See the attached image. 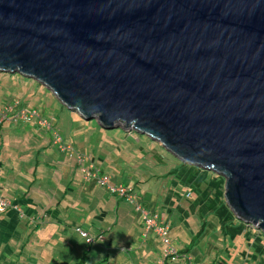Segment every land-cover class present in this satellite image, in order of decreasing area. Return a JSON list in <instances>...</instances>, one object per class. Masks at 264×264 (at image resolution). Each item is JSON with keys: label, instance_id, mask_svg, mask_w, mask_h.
<instances>
[{"label": "water", "instance_id": "95a60500", "mask_svg": "<svg viewBox=\"0 0 264 264\" xmlns=\"http://www.w3.org/2000/svg\"><path fill=\"white\" fill-rule=\"evenodd\" d=\"M0 71L223 176L264 233V0H0Z\"/></svg>", "mask_w": 264, "mask_h": 264}, {"label": "rangeland", "instance_id": "374dc122", "mask_svg": "<svg viewBox=\"0 0 264 264\" xmlns=\"http://www.w3.org/2000/svg\"><path fill=\"white\" fill-rule=\"evenodd\" d=\"M17 100L21 101L23 109L31 110L33 108H37L43 113L44 118H48V122H39V126L42 127L47 123L48 126L50 122L54 123L56 129L59 130V133L63 139L65 141L68 140L69 143L73 144L76 148H79L82 151V154H85V160H87L86 164L84 165L85 167H88L90 164H94L98 168L97 164L100 161L98 159V155H101L102 158H104L109 153L111 154L113 152L111 149L115 147L116 153H114L119 157L125 158L126 160L130 158L131 169L137 173H141V177L142 170L139 169V166L145 163V165L142 166V168H144L143 170L149 171L150 176L155 175V178H157V184L155 185V183H153L152 187L154 190L157 189L159 191V195L163 194L164 197H166L168 194H170L172 186L178 190L179 195H184V193L187 195L188 193L197 195L198 197L196 199L199 201L198 205L201 208L200 212L205 214V217L202 218V222L205 220L209 221L205 226V231L199 238L203 247L208 246L210 249L220 248L222 250H227V256L224 257L225 259L233 257V255L231 256L230 252L231 243H234L240 248L245 247L246 251L255 250V252H257L259 255L264 252V234L252 225L248 226L247 224L235 219V215L229 211L227 205L225 204L226 202L222 197V192L223 189L225 191L226 180L223 176L217 175L211 171L206 172L207 170L202 171L201 168L199 169V167L191 165L197 170L196 172H180L178 173L177 177H165L164 171L166 169L171 171L176 165L182 166L183 164L181 163L182 161L180 159L163 148L158 142L153 141L150 139V137H147L144 134L136 133L133 129L124 131L119 128L106 129L100 125H97L95 120L87 121L79 113L71 111L65 107L42 83L32 78L23 77L18 73L14 74L1 71L0 108L4 107L5 102L9 104L16 102ZM41 127L36 128V126H33V124L20 125L17 123L13 124L11 121H6L0 128V159H6L5 163H7V168L5 167V174L3 172L2 165H0V172L2 175L0 180L4 182L0 183V185L9 187L12 185L13 181L23 182L24 175L16 173L18 167L13 174L8 170L13 168V164H17V166L23 165L25 167V164H27L30 167H33V163L36 162V159L43 160L46 155L47 159L48 156H54V154H57L58 152L62 153L66 160L71 159L69 154L62 152V149H60L59 145L53 144L54 147H57L58 151L55 148L52 150L51 147L45 149V145L47 144L45 141H41V137L44 136L43 133L45 130ZM38 134H40L41 137ZM88 148L89 150H87ZM3 150H5V153L3 156H1ZM77 158L78 155L75 154L74 162L77 161ZM53 159L54 158L52 157L50 160ZM158 163L162 165H157ZM102 166L106 171L109 170L107 169L109 167L115 168V164L113 163ZM53 170L54 169L52 168L49 169V171L44 175V178L48 179L52 177ZM38 173L41 176V167L38 168ZM122 174L125 176L126 182H118L116 184L135 187L136 180L139 178V175H136L133 171H122ZM159 176H163V179H161L160 183ZM37 178L39 179L38 181L40 186L35 184L34 188L31 190L34 195L32 192H30V195L34 199H38L42 202H48L52 200V198H58L61 194H63L55 193L53 189L49 188L50 184L47 183L45 185L42 182L43 179H41L38 175ZM174 180H176V182L173 184ZM178 181L180 186H176ZM17 182L15 186L16 190H28L26 185L20 187V184ZM183 183L187 186H185ZM142 185L145 187L147 186L146 183H142ZM139 187H141V185ZM58 188L61 192L63 185L58 186ZM167 188L170 189L167 191ZM5 190L7 191L8 189ZM74 192H78L80 195L81 188L79 187L78 191L76 190ZM75 193L72 194L74 195ZM122 200L123 201L121 204L132 209L131 215L134 217L136 205L129 204L125 199ZM195 201V199L186 198L183 203L178 204L177 207L179 208V216L186 210H191L194 217L198 220L199 217L197 214L199 209L194 203ZM167 204L170 206L169 203H166L164 208L169 209ZM147 211H149V214L153 213L150 210ZM50 221L54 220L51 218ZM123 222L124 223L118 227L120 229L118 230L117 235H120L123 231H126V228L130 229L127 225V220L125 219ZM191 224L193 225V223ZM181 225L184 226L183 223ZM203 225L204 224L200 222V224L194 227L195 233L192 234L191 239L200 229H202ZM185 226H187V224H185ZM66 227L68 230L65 232L69 235L70 243L66 244L64 241L57 240V238L61 239V233L58 232V237H56L55 240H50L47 245L45 244L46 241H44L48 238V236L45 238L46 233L36 232L37 235L35 243H30L31 247L28 246L24 251L22 249L15 250V256L13 258L8 257V261H6L3 254L5 251L6 253L8 252L7 243L3 240L2 245L0 242V263L72 264L75 261H80L81 257L87 251L89 256L87 259V264H96L101 262L105 259L107 254L110 255V262L108 264H116L125 255L127 256V253L124 252L125 250H128L130 254L133 255V246L131 242H126L125 246L120 247L115 243L108 245L107 242H104L100 239L101 237L99 238L100 240L96 241V243L91 246V250H89V244L86 243V238L82 237L81 234L73 228L75 230L74 231L70 225H66ZM144 230L145 228L143 227V240L147 239L148 235L150 236V233L155 234L154 231H151L147 236H145ZM224 237H228V249H226L223 242ZM158 241L160 245L163 246V248L166 246L163 242H161V239H158ZM76 244H78V247H76ZM104 246H107L109 251H99V249ZM50 247L52 249L51 258H49L50 253L49 255H46V253L42 252L44 249H47L50 252ZM73 247L76 248V254L72 250ZM170 263L175 264L172 262ZM216 264L226 263L223 261Z\"/></svg>", "mask_w": 264, "mask_h": 264}, {"label": "crops", "instance_id": "0c3cea01", "mask_svg": "<svg viewBox=\"0 0 264 264\" xmlns=\"http://www.w3.org/2000/svg\"><path fill=\"white\" fill-rule=\"evenodd\" d=\"M40 113L43 115L42 112ZM18 124L22 125L21 122ZM3 125L4 124H2L1 127ZM38 135L41 137L40 134ZM43 135L44 136L41 137V141L46 142L47 145H45V149L51 147L52 150L53 148H55L58 151L57 147H54L53 144H51V137L49 133L44 131ZM76 150L82 153L79 148H76ZM87 150H89V148ZM111 151L113 152L111 154L109 153L104 158H102L101 155H98V159L100 161L98 164L96 162L95 163L100 169H98L99 172L101 171L102 173L108 174L111 177L112 185H117L116 183L118 182H126V178L122 174V171H133L136 175H139V178L136 180V184L134 187L136 193V202L142 207H145L148 210L152 211L154 214L158 215L159 218L162 219L164 217V219L170 225V236L173 240L172 243L183 255H181V257L177 261L168 260L167 262H165V264H171L170 262L175 264H186L188 260L184 258V255H187L194 262H200L203 264H216L223 261L226 264H264V252L262 253L263 256H260L261 254H257L255 250L246 251L245 247L240 248L234 243H231L230 252L231 256L233 255V257L225 259L224 257L227 256V250H222L220 248L210 249L208 246L203 247L200 243V240H196L195 242H193L191 236L195 233L194 227L200 224V222L203 224L206 221L205 220L202 222V218L205 217V214H202V212H200L201 208L198 205L199 201L196 199L198 196L192 193H188V195L186 193H184V195H179L178 190H176V188H174L173 186L171 187L170 194H168L166 197H164L163 194L159 195V191L157 189L154 190L152 187L153 183H155V185L157 184V178H155V175L150 176L149 171L143 170L144 168H142V166L145 165V163L139 166V169L142 170L141 177V173H137L131 169L130 158L126 160L125 158L117 156L115 154V147H113ZM4 153L5 150L2 151L1 156H3ZM46 157L47 155L44 157V160H46V162L44 160L36 159V162L33 163V167H30L27 164H25L27 168L23 165L17 166V164H13V168L8 170L13 174L18 167L16 173L24 175L23 182L13 181L12 185L9 187L0 185V197H4L10 200L12 203L18 205L19 207V210L10 209L4 214L0 215V242L2 245V241L4 240L7 243L8 247V252L6 253L5 251L3 253L6 261H8V257L13 258L15 256V250L22 249L24 251L28 246L31 247L30 243H35L36 235L38 232L46 233L45 238L48 236V238L44 240L46 241L45 244H47L50 240H55V238L58 237V232L61 233V239L57 238V240L64 241L66 244L70 243L69 235L65 232L68 230L66 225H70V227H72V229L74 228L75 230L77 227H82L83 229L89 231L91 235L95 236L96 241L101 239L104 242H107L108 245H112L113 243H115L120 247H123L125 246L126 242H131L133 246V255L130 254L128 250L124 249V252L127 253V256L125 255L116 264H157V262L162 258L165 246L163 248V246L160 245L158 239L161 238L156 235V233H150V236L148 235V238L145 239L146 241L143 240L144 216L142 211H140L137 206L134 211L135 215L133 217L131 215L132 209L121 204V202L123 201L121 197L114 195L110 191H108L106 187L98 183L96 178L93 177L91 179H86L87 175L82 173L77 164V161L74 162V156H69L71 159L66 160L64 155L58 152L57 154H54V156H48L47 159ZM52 157L54 159L50 160ZM3 160L4 162L2 161V159H0V162L5 174V167L7 163H5L6 159ZM48 161H51L54 164H48ZM86 161L87 160L84 161L83 165L86 164ZM110 163L115 164L114 167L116 169L109 167L107 168L109 170L106 171L102 165H108ZM90 165L92 166L93 164ZM90 165L88 167H90ZM157 165L162 164L158 163ZM39 167H41V176L38 173ZM51 168L54 169L52 172L53 176L45 179L44 175ZM89 171L94 172L95 170L90 167ZM196 171V169L186 166L183 167L180 172L188 173ZM164 172L165 177L178 176V174H170V170L168 171V169H166ZM37 175L41 179H43L42 182L45 185L47 183L50 184L49 188L53 189L55 193L63 194H61L58 198H52V200L48 202H42L38 199H34L30 195V192H32L31 190L34 188L35 184H38V186H40ZM1 177L2 175L0 172V179ZM161 179H163V176L162 178H160V180L158 179L159 183L161 182ZM16 182L20 184V187L26 185L28 190H16ZM175 182L176 180L173 181V184ZM0 183L4 182L0 180ZM142 183H146L147 186H143ZM61 185H63V188L60 192L58 186ZM140 185L141 187H139ZM176 186H180L179 181L176 183ZM79 187L81 188L80 195L78 192H74L76 190L78 191ZM5 189L8 190L6 191ZM169 189L167 188V191ZM72 193L75 194L73 195ZM224 195L225 191L223 189L222 197L225 200ZM186 198L196 200L194 203L196 204V206H198L199 209V212L197 214V216L199 217L198 220L194 217L191 210H186L179 216V208L177 206L178 204L183 203ZM166 203L170 204V206L167 204L169 206V209L164 208ZM51 218L54 221H50ZM125 219L127 220V225L130 229L126 228V231H123L120 235H117L118 230L120 229L118 227H120L124 223L123 221ZM182 223L184 224V226L181 225ZM191 223H193V225ZM185 224H187V226H185ZM223 242L226 249H228V237H224ZM76 247H78V244H76ZM88 247L89 250H91V246ZM51 250L52 249L50 247V252L47 249H44L42 252L46 253V255H49L50 253L49 258H51ZM72 250L76 254V248L73 247ZM100 250L109 251L107 246L101 247L99 251ZM85 254H88L87 251ZM107 256L110 259V255L107 254L106 257ZM75 262H73L72 264H74Z\"/></svg>", "mask_w": 264, "mask_h": 264}, {"label": "built area", "instance_id": "2783aa9c", "mask_svg": "<svg viewBox=\"0 0 264 264\" xmlns=\"http://www.w3.org/2000/svg\"><path fill=\"white\" fill-rule=\"evenodd\" d=\"M19 105H20V101L17 100L13 104L0 108V122L10 121L11 120L10 116L12 114H14V118H12V120L15 122L23 121V120L30 121L33 118H38L40 123H42V121L48 122V120L42 117L37 110L20 109ZM47 124H44V126H47ZM47 127H50V124ZM56 138H57L56 142L61 141L60 136L57 135ZM69 148L70 146L67 147L68 150ZM62 150H66V147H62ZM91 168L94 169L93 166H91ZM90 171L89 169L87 170L84 168V172L87 175L86 179H91L93 177L96 178L98 183L106 187L108 191H110L112 194L117 195L122 199H125L129 203H134L137 206V208L140 211H142L144 216V228H145L144 235L147 236L151 231H154L161 238L162 242L166 245L164 253L162 254V258L157 262V264H165V262H167L168 260L177 261L179 259L178 249L172 243L173 240L172 237L170 236L171 228L170 225L167 223V221L164 219V217L161 220V218H159L158 215L153 213L149 214L147 208L139 205L136 202V193L134 187L126 186L123 184L112 185L111 177L108 174L102 175L99 173L98 170L94 172H90ZM11 205L12 202L10 200L0 197V212L5 211ZM14 208L19 210V207L17 205H15ZM76 231L79 232L82 237L86 238V242L88 244H92L93 242L96 241L95 236H92L88 231L83 230L81 227H77ZM184 257L188 259V262L186 264H203L200 262L192 261L187 255H184Z\"/></svg>", "mask_w": 264, "mask_h": 264}, {"label": "trees", "instance_id": "16d2710c", "mask_svg": "<svg viewBox=\"0 0 264 264\" xmlns=\"http://www.w3.org/2000/svg\"><path fill=\"white\" fill-rule=\"evenodd\" d=\"M1 72V71H0ZM15 74H17V73H15ZM24 77V76H23ZM13 103H15V102H13ZM13 103H7V102H5V105H4V107L5 106H7V105H10V104H13ZM3 108V107H2ZM19 108L20 109H23L22 108V103H21V101H20V105H19ZM33 109H35V110H37L39 113L41 112V111H39L37 108H33ZM32 110V109H31ZM40 115L43 117L44 115H42L41 113H40ZM11 122L13 123V124H18V123H20L21 122V124H33V126H38L39 128L41 127V126H39V119L38 118H33V119H31L30 121H27V120H23V121H18V122H15V121H13L12 120V118H14V114H12L11 116ZM87 121H89V120H87ZM92 121V120H91ZM95 122H96V124L97 125H100L96 120H95ZM5 123V121L4 122H0V128H1V125L2 124H4ZM101 126V125H100ZM37 128V127H36ZM42 129L44 128V130L47 132V133H49L50 134V142H51V144H55L56 143V145H59L60 146V149H62V147H66V150H62V152H64V153H66V154H69V156H75V154H77L78 155V158H77V164H78V166H79V168H80V170L82 171V173L83 174H85V172H84V168L85 169H89L90 167H91V165H90V167H85L84 165H83V163H84V161H85V155L84 154H82L81 152H79V151H77L76 150V148H75V146L73 145V144H71V143H69V141L67 140V141H65L64 139H63V137L61 136V134L59 133V130L58 129H56V127H55V125H54V123H52V122H50V127H47V126H42L41 127ZM119 129H121V130H123L122 128H119ZM124 131V130H123ZM136 132V131H135ZM134 132V133H135ZM136 133H138V132H136ZM138 134H140V133H138ZM60 136V137H62V140L60 141V142H56V136ZM70 146V148H69V150L67 149V147H69ZM44 160V159H43ZM75 160V159H74ZM3 162H4V160H2ZM45 162H46V160H44ZM38 162H39V160H38ZM43 162V161H42ZM48 164H54L53 162H51V161H48L47 162ZM183 165L181 166V165H176L175 166V168L173 169V170H171L170 171V174H174V175H177L180 171H181V169L183 168V167H186V166H189V167H192L191 165H189V164H186V163H184L183 161L181 162ZM0 165H2L1 164V162H0ZM93 167H94V169L95 170H98L99 168H97L94 164L92 165ZM198 167V166H197ZM192 168H194V167H192ZM201 167H199V169H200ZM195 169V168H194ZM202 169V168H201ZM100 170V169H99ZM98 170V171H99ZM202 171H206V170H204V169H202ZM100 174L102 173L101 171L99 172ZM104 174H106V173H102V175H104ZM160 178H162V176H160ZM4 198V197H3ZM225 203V202H224ZM226 204V203H225ZM14 206H15V204L14 203H12V205L10 206V207H8L5 211H3V212H0V215H2V214H4L6 211H8V210H10V209H15L14 208ZM18 206V205H17ZM229 209V208H228ZM229 211L232 213V211L229 209ZM233 214V213H232ZM234 215V214H233ZM235 219H237L238 221H240V222H242V223H245V222H243V221H241V220H239L236 216H235ZM207 222H209V221H205L203 224V227H202V229H200L197 233H196V235L192 238V241L193 242H195L196 240H199V238L201 237V235L203 234V232L205 231V226L207 225ZM245 224H247V223H245ZM248 226L250 225V224H247ZM82 228V227H81ZM83 229V228H82ZM83 230H85V229H83ZM85 231H87V230H85ZM89 232V231H88ZM90 233V232H89ZM261 233H262V231H261ZM91 234V233H90ZM264 234V233H263ZM93 236V235H92ZM96 238V237H95ZM87 243V242H86ZM96 243V241L95 242H93L92 244H89V246H92L93 244H95ZM88 244V243H87ZM188 252V251H187ZM186 252V253H187ZM178 253H179V258L181 257V255H183V254H181V252H179V250H178ZM182 253H184V252H182ZM264 254V253H263ZM263 254H261L260 256H263ZM88 254H85L82 258H81V260L80 261H78V262H75L74 264H87V259H88ZM185 258V257H184ZM187 259V258H186ZM109 257L107 256V257H105V259L103 260V261H101V262H98V263H96V264H108V262H109ZM188 260V259H187ZM188 262V261H187Z\"/></svg>", "mask_w": 264, "mask_h": 264}]
</instances>
